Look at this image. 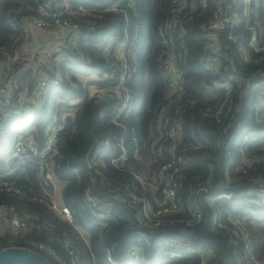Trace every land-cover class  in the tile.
Returning <instances> with one entry per match:
<instances>
[{
	"label": "trees",
	"instance_id": "obj_1",
	"mask_svg": "<svg viewBox=\"0 0 264 264\" xmlns=\"http://www.w3.org/2000/svg\"><path fill=\"white\" fill-rule=\"evenodd\" d=\"M116 1L78 0L72 2V7L103 9ZM40 2L46 9L53 10L61 0H0V65L10 63L6 75L0 80L8 83L11 78L18 77L20 87L27 88L30 95H33L41 67L35 60H12L21 45V32L13 25L21 27L26 17L41 16L38 11ZM235 2L240 5L236 10L239 17L236 30L245 36L248 45L251 38L248 21L251 17L245 12L243 0ZM191 3L197 6L196 10H191ZM197 4L196 0H188V6L179 13V21L172 34V45L178 55L176 67L184 87L179 97H169L160 33L170 14L172 0H133L132 4L125 0L122 4L123 12L131 15L127 29L133 45H137L134 73L128 75L124 83L134 98V104L123 120L130 127L129 134L139 138L138 144L130 150L135 155L137 151L141 159L131 154L130 162L136 171L150 177L160 170L164 161L172 160L174 156L187 159L179 177L180 211L169 217L170 223L165 221L158 227L145 225L125 193H116L109 187V182L124 183L136 190L135 185L138 184L130 173L113 167L107 153L103 174L99 175L93 194L102 204H110L118 215L95 223L96 219L85 201L90 175L87 160L96 139L109 138L113 142L114 137L122 133L113 121L122 100L111 90L121 77L114 75L109 60L114 58L125 38L126 21L123 12H99L101 17L94 19L93 26L87 19L76 16L74 20L82 31L79 48L86 57L74 68L62 67V83L53 87L41 103L30 97L26 108L18 112L6 109L0 96V123L5 120L0 128V174L7 173V178L24 193L20 196L0 192V203L28 211L35 217L22 236L12 228L0 234V250L31 248L53 264H58L53 257L39 251L34 243L45 240L67 256L63 247L66 240L72 242L81 264H111L102 247H112L113 244L112 256L118 264H200L201 255L187 249V246H193L209 252L208 264H247L241 253L237 256L232 233L217 228L213 222L215 213L226 217L247 208L255 214L248 218L246 228L257 254L264 260V197H249L241 202L217 199L214 205L210 200L223 192L237 194L263 186L264 59L258 61L261 54L250 51L251 59L246 60L244 52L239 51L234 41L228 38L229 27H226L218 32L214 41L222 46L224 55L220 59V75L212 76L200 64L205 43L203 26L212 13V7L208 5L202 9ZM256 13L258 33L264 41V0L259 3ZM231 74L239 76L240 86L235 84L228 93L215 85L216 81H227ZM93 84L108 89L110 99L95 102L90 98L89 87ZM163 109L171 122L180 119L182 136L179 140L168 139L165 143L174 145L175 151L168 149L158 160L147 163L152 155L151 144L160 142L163 135L159 129V113ZM68 110H74V116L67 118L54 149L56 153H52L50 161L57 182L63 185L65 205L71 209L76 224L89 235V244L77 228L48 203L54 189L52 185L39 181V162L28 156L10 160L20 136H33L42 147L45 130ZM217 110L220 113H216ZM245 158H253L254 162L249 165L244 162ZM195 205L202 212L203 219L195 227L186 226L179 219L190 217ZM141 234L148 236L141 245L142 259L130 263V249ZM171 252L176 255L171 256Z\"/></svg>",
	"mask_w": 264,
	"mask_h": 264
},
{
	"label": "built area",
	"instance_id": "obj_2",
	"mask_svg": "<svg viewBox=\"0 0 264 264\" xmlns=\"http://www.w3.org/2000/svg\"><path fill=\"white\" fill-rule=\"evenodd\" d=\"M35 1L39 2V0ZM73 1L78 0H61L60 3L56 4V8L53 10L46 9L40 2L38 11L41 16L31 15L26 17L24 25L21 27L13 25L14 29L20 30L21 32L19 37L21 45L19 49H17L16 54L19 55L21 52L19 59L35 60L36 65L41 67V74L35 85L33 95H30L27 88L22 89L20 87V80L18 77L11 78L8 83H3L0 80V96L2 97V105L5 106L6 109L15 112L21 111L26 108L27 101L31 99L30 97L32 96V99L41 103L53 87L62 83V67L65 69L74 68L86 57L79 48L82 31L80 24L74 20V17L81 16L87 19L88 23L93 26L95 23L94 19L101 17L99 12H123L122 4L125 0H118L103 9H98L94 6H79L77 9H73ZM261 1L262 0H243L242 2L247 16L251 17L248 21L251 38L248 45H246L245 36L236 30L237 21L239 19L236 10H238L240 5H236L235 0H196V3H198L197 5L202 9H206L208 5L212 7V13L203 26V39L205 43L200 56V64L207 69L212 76L216 77L220 75V59L224 55L222 46L214 41L217 40L218 32L226 27H229L228 38L234 41L239 51L244 52L246 60L251 59L249 55L250 51L255 54H261L258 61L264 59V41H261L258 33V16H256ZM128 2L132 4L133 0H128ZM187 6L188 0H172L170 14L160 31L163 45V66L170 89L169 97H179L184 90L183 78L176 67L178 55L172 45L174 43L172 34L175 25L179 21V13ZM196 8L197 6L191 3V10L194 11ZM123 13L126 21L125 38L119 44L114 58H110L109 60L114 75L119 74L121 77L119 83L111 90L115 91L122 100L119 111L113 119L114 123L121 128L122 133L115 136L113 142L109 138L98 140L90 151L87 160V168L90 170V175L85 188V201L87 202L90 213L96 219L95 223L107 221L113 216L118 215V213H114L110 204H102L93 194L96 181L99 175L101 176L103 174V168L106 164L105 154L108 153L109 163L113 167L130 173L138 184L135 185L136 190L124 183L109 182V187L116 193L120 191L125 193L124 196L129 199L131 207L138 212V216L145 225L158 227L165 223V221L170 223L171 219L169 217L176 215L181 209L182 202L178 194L181 186L179 177L182 175L183 166L188 160L181 156H174L172 160L164 161L160 170L150 177L136 171L130 162V155L133 154L130 148L138 144L139 138L133 133L129 134L130 127L123 120L127 114H129L128 112L132 110L134 104V98L131 92L125 87L124 83L128 75L131 76L134 73L133 62L135 60L134 56L137 45H133L127 29L131 15L128 12ZM135 14L137 15L138 12L136 11ZM29 25H32L33 28L41 32H46L53 40V43L49 46L39 44L35 48L29 50L27 53L28 56H26L23 55L26 51L22 49V44L29 42L32 38V29ZM70 50H73L74 53H71ZM9 64L10 63L7 62L0 65V77L6 75L7 66ZM235 84L240 86V78L235 74L229 75V79L225 82H215L217 87L226 90L228 93L234 89ZM108 91L109 90L106 88L93 84L89 87V96L93 98L95 102H102L105 100ZM231 105L232 103L228 106L229 109ZM216 113H220V110H217ZM73 116L74 110H68L63 112L61 117L55 118L52 124L45 130L44 145L42 147L38 146L33 136H20L10 154V160H15L21 156L34 158L39 162L37 174L39 181L50 184L54 188L57 180L53 174L50 158L52 153H56L54 149L65 129L67 118H72ZM4 122L0 123V128L3 127ZM159 129L163 132L161 141H155L151 144L152 155L147 163L158 160L168 149H170V151H175L174 145L168 146L165 143L168 139L179 140L182 136L180 119L177 118L171 122V119L167 117L164 109L159 113ZM135 153L136 155L133 154L134 157L141 159L140 154H137V151ZM244 162L251 165L254 159L245 158ZM7 176V173L0 174V192L6 191L15 195H23L22 189L8 179ZM138 190L139 192H137ZM200 190L207 191L205 188H201ZM249 197H255L257 199L263 198L264 183L263 186L237 194L223 192L216 197L210 198V200L214 205L217 199L241 202L250 199ZM48 203L65 220L72 223L77 228L88 244L90 243L89 235L83 232L76 224L73 213L67 205L56 204L51 196ZM253 214L255 213L247 208L239 214H230L226 217H223L218 212L214 214L213 222L217 228H224L232 233V237L237 245V256H239L238 253H241V258L247 264H264V260L257 254L246 228V222ZM202 219V212L195 205L191 216L179 219V221L186 226L195 227L201 223ZM32 221H35V217L28 211L19 210L7 203H0V234H5L4 232L6 229L12 228L16 234L22 236L29 230L30 222ZM147 240L148 236L146 234L139 235L137 243L130 249V263L142 259L143 249L141 245ZM34 246H36L39 251L53 257L58 264H81L77 251L70 241L65 240L63 245L68 253L67 256L60 254L52 244L45 240L35 242ZM111 246L112 247L104 245L102 250L111 264H118L114 261L112 256L115 245L113 244ZM187 249L201 255L200 264H208V251L193 246H187ZM205 253H207V255ZM170 255L175 256L176 253L171 252Z\"/></svg>",
	"mask_w": 264,
	"mask_h": 264
},
{
	"label": "water",
	"instance_id": "obj_3",
	"mask_svg": "<svg viewBox=\"0 0 264 264\" xmlns=\"http://www.w3.org/2000/svg\"><path fill=\"white\" fill-rule=\"evenodd\" d=\"M96 31V29H93ZM74 53L73 50H70ZM105 99H110L106 94ZM96 142L98 140L96 139ZM0 264H53L50 259L36 250L25 247H8L0 250Z\"/></svg>",
	"mask_w": 264,
	"mask_h": 264
},
{
	"label": "crops",
	"instance_id": "obj_4",
	"mask_svg": "<svg viewBox=\"0 0 264 264\" xmlns=\"http://www.w3.org/2000/svg\"><path fill=\"white\" fill-rule=\"evenodd\" d=\"M30 28L32 29V38L30 39L29 43H26L23 47V50H25L26 52L23 55H27L28 51L31 50L32 48H35L36 46H38L39 44H45L47 46L51 45L53 43V40H43V36L42 32L33 28L32 25H29ZM42 38V40L40 39ZM28 60V59H27ZM93 88V87H92ZM53 192L50 193V196L52 197V199L54 200V202L58 205H62L65 204L64 200H63V185H61L59 182H56L54 188H53ZM9 229V228H8ZM5 230L4 233L7 232V230Z\"/></svg>",
	"mask_w": 264,
	"mask_h": 264
},
{
	"label": "rangeland",
	"instance_id": "obj_5",
	"mask_svg": "<svg viewBox=\"0 0 264 264\" xmlns=\"http://www.w3.org/2000/svg\"><path fill=\"white\" fill-rule=\"evenodd\" d=\"M42 35L43 36H41V37H43V40L45 41L46 39L47 40H51V38L48 36V34L46 33V32H42ZM41 40H42V38H40ZM42 40V41H43ZM26 43H29V42H25V43H23L22 44V49H23V47H24V45L26 44ZM25 51V50H24ZM20 56H21V52H20V54L18 55V54H16V56L14 57V59H13V61H17V60H19V58H20ZM82 79H84L85 81H86V78H82ZM61 185H62V183H60Z\"/></svg>",
	"mask_w": 264,
	"mask_h": 264
}]
</instances>
